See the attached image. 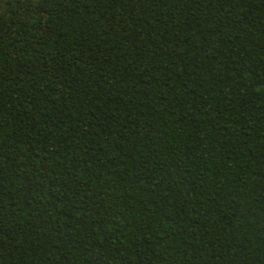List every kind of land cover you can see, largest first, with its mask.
Masks as SVG:
<instances>
[{
  "label": "trees",
  "instance_id": "16d2710c",
  "mask_svg": "<svg viewBox=\"0 0 264 264\" xmlns=\"http://www.w3.org/2000/svg\"><path fill=\"white\" fill-rule=\"evenodd\" d=\"M0 264H264V0H0Z\"/></svg>",
  "mask_w": 264,
  "mask_h": 264
}]
</instances>
